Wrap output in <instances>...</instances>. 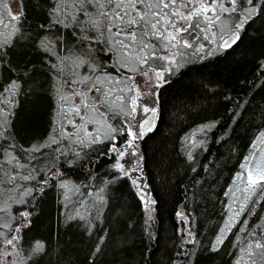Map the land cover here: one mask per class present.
<instances>
[{
    "label": "snow or ice",
    "instance_id": "obj_1",
    "mask_svg": "<svg viewBox=\"0 0 264 264\" xmlns=\"http://www.w3.org/2000/svg\"><path fill=\"white\" fill-rule=\"evenodd\" d=\"M36 8L39 15L31 21L23 0L21 10L9 12L7 20L0 15V264H40L49 254L45 241L26 243L23 233L53 182L67 193L65 166L83 165L91 173L80 202L89 214L77 211L68 221L92 233L109 204L110 188L125 179L145 209L144 231L149 240L156 238L157 201L145 195L148 180L140 144L158 126L159 87L169 82L166 75L195 70L214 56L226 55L250 28L264 30V0H38ZM256 72L259 78L242 82V87L264 86V55ZM139 76L143 90L136 82ZM26 80L32 81L27 89ZM205 87L206 97L215 94L217 85ZM21 93L49 94L55 108L47 135L33 139L18 124ZM251 95L233 98L228 93L225 103H233L223 137L239 122ZM139 109L143 118L135 115ZM220 123L219 118L201 122L180 138L187 161L195 164V152L206 146ZM251 145L259 154L245 155L241 170L233 174L234 183L224 191L223 219L210 243L196 247L200 241L192 222L178 210L187 228L176 229L182 237L178 250L162 264H196L199 251L215 252L237 227L233 264H264V214L251 223L264 205V127L254 133ZM102 159L107 175L101 180L93 166ZM158 166L167 167L163 158ZM71 185L76 192L83 187L75 181ZM105 239L99 236L89 264H95Z\"/></svg>",
    "mask_w": 264,
    "mask_h": 264
},
{
    "label": "trees",
    "instance_id": "obj_2",
    "mask_svg": "<svg viewBox=\"0 0 264 264\" xmlns=\"http://www.w3.org/2000/svg\"><path fill=\"white\" fill-rule=\"evenodd\" d=\"M23 2L27 20L31 21L39 15L36 8L38 0ZM238 52L242 54L238 55ZM261 55H264V30L254 32L250 28L226 55L214 56L195 70L189 67L173 77L166 75L169 82L159 87L162 112L158 116V126L146 134L140 144L148 180L145 193L157 201L153 222L156 238L149 240L144 231L145 209L125 179L110 188L109 204L102 221L95 223L92 233L82 231L76 223L68 221L67 218L77 211L89 214L87 207L80 202L87 195V177L91 173L83 165L65 166L64 172L69 179L66 196L53 182L50 190L43 194L38 205L39 212L34 214L31 225L23 233L26 243L36 239L45 241L49 254L40 264H89L88 257L92 255L100 235H105L106 239L101 242L95 264H162L178 250L182 237L176 229L187 228V224L177 216L178 210L192 222L191 230L200 241L196 247L201 249L209 244L223 219L221 206L225 202L224 191L229 183H234L233 174L241 170L243 157L252 152L254 133L264 127V117L261 116L264 86L242 87V82L252 81L254 76L259 78L256 67ZM109 71L115 69L110 68ZM119 74L124 75V71ZM3 75L0 74V79ZM31 83V80H26L25 89ZM211 84L217 85L215 94L206 97L208 88L205 85L210 87ZM229 92L233 98L246 96L249 92L252 95L239 122L234 123L227 137H223L224 120L227 118L230 121L227 109L233 103L232 100L225 103ZM48 95L45 93L37 97L21 93L18 124L33 139L40 133L47 135L52 127L55 104L50 102ZM216 118L221 123L209 133L206 146L195 152L196 161L192 164L181 150L180 138L201 122ZM162 158L166 168L158 166ZM87 163L85 160L84 164ZM106 164L107 161L102 159L93 166L101 180L107 175L104 171ZM72 181L83 183L80 192L72 188ZM13 208L17 212L20 210L19 206L14 205ZM258 209L259 214L251 219L252 224L264 214V205L258 206ZM76 219L79 220V217ZM105 229L110 230L106 233ZM237 232L238 227L228 234L215 252L199 251L196 264H233L236 255L233 241Z\"/></svg>",
    "mask_w": 264,
    "mask_h": 264
},
{
    "label": "rangeland",
    "instance_id": "obj_3",
    "mask_svg": "<svg viewBox=\"0 0 264 264\" xmlns=\"http://www.w3.org/2000/svg\"><path fill=\"white\" fill-rule=\"evenodd\" d=\"M10 7H7L9 6ZM21 10V2L20 0H2V2H0V15H3L5 20L8 19V13L9 12H17ZM123 76V75H121ZM137 84L139 85V87L143 90L144 86H145V82L142 76H139V78L137 79ZM135 115H139L140 117H142L144 115V113L142 112V109L138 110V113H136ZM70 127V126H69ZM69 188V186H68ZM66 196V193H63ZM146 195V193H145Z\"/></svg>",
    "mask_w": 264,
    "mask_h": 264
},
{
    "label": "water",
    "instance_id": "obj_4",
    "mask_svg": "<svg viewBox=\"0 0 264 264\" xmlns=\"http://www.w3.org/2000/svg\"><path fill=\"white\" fill-rule=\"evenodd\" d=\"M143 117H144V115L141 118H143ZM258 154H259V149L254 147L249 156H255Z\"/></svg>",
    "mask_w": 264,
    "mask_h": 264
}]
</instances>
